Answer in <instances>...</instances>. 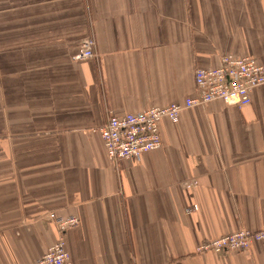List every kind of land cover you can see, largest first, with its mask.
Masks as SVG:
<instances>
[{
    "label": "crops",
    "instance_id": "crops-1",
    "mask_svg": "<svg viewBox=\"0 0 264 264\" xmlns=\"http://www.w3.org/2000/svg\"><path fill=\"white\" fill-rule=\"evenodd\" d=\"M228 54L264 66V0H0V264L44 255L57 217L79 220L73 264H264V242L197 253L264 224V85L164 119L139 159L114 163L100 134L183 103Z\"/></svg>",
    "mask_w": 264,
    "mask_h": 264
},
{
    "label": "built area",
    "instance_id": "built-area-1",
    "mask_svg": "<svg viewBox=\"0 0 264 264\" xmlns=\"http://www.w3.org/2000/svg\"><path fill=\"white\" fill-rule=\"evenodd\" d=\"M94 43L92 39L85 40L77 58L97 56ZM195 82V94L183 103L152 107L139 113L110 114L100 128L109 159L114 163L122 159H139L145 153L162 148L161 122L164 119L178 121L186 109L214 101L239 107L251 104L253 90L264 85V66L252 56L223 55L218 67L197 68ZM78 222L75 217H57L56 242L32 264H73L66 245V232ZM254 242H264V224L255 231L243 229L207 240L198 246L197 253L249 251Z\"/></svg>",
    "mask_w": 264,
    "mask_h": 264
}]
</instances>
